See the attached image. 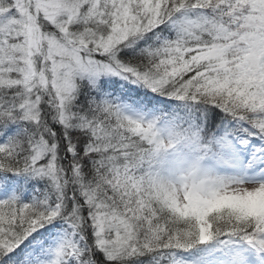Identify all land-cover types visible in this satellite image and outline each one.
<instances>
[{
    "label": "snow or ice",
    "instance_id": "1",
    "mask_svg": "<svg viewBox=\"0 0 264 264\" xmlns=\"http://www.w3.org/2000/svg\"><path fill=\"white\" fill-rule=\"evenodd\" d=\"M0 264H264V0H0Z\"/></svg>",
    "mask_w": 264,
    "mask_h": 264
}]
</instances>
